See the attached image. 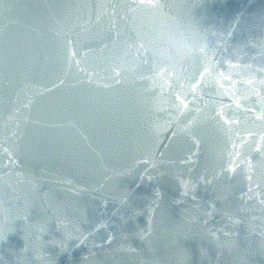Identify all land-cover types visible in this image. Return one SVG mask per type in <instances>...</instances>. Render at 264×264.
I'll use <instances>...</instances> for the list:
<instances>
[{"label":"water","instance_id":"obj_1","mask_svg":"<svg viewBox=\"0 0 264 264\" xmlns=\"http://www.w3.org/2000/svg\"><path fill=\"white\" fill-rule=\"evenodd\" d=\"M0 264H264V0H0Z\"/></svg>","mask_w":264,"mask_h":264}]
</instances>
